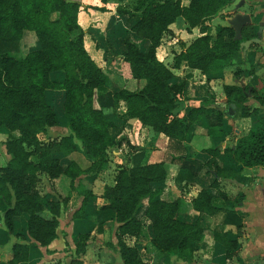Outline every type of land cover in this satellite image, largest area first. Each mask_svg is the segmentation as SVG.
Masks as SVG:
<instances>
[{"label":"trees","instance_id":"1","mask_svg":"<svg viewBox=\"0 0 264 264\" xmlns=\"http://www.w3.org/2000/svg\"><path fill=\"white\" fill-rule=\"evenodd\" d=\"M230 2L189 0L187 5H181L179 0H132L130 6L127 2L117 5L116 12L135 19L120 39L122 48L116 51L110 47V52L112 57L120 56L128 64L131 77L141 83L133 89H112L106 69L88 52L84 31L77 22L78 2L0 0V132L6 133L2 144L9 156L0 164L1 219L6 232L17 235L12 233V217L25 214V231L30 238L29 242L14 241L11 257L0 264H23L31 245H46L56 235L60 202L39 194L36 185L42 177L48 181L60 175L70 178V189L82 195L71 216L82 217L92 192L79 183L74 185L73 179L103 170L108 151L121 142V138L110 135L108 128L113 122L103 108L122 101L124 110L120 117L123 120L134 117L173 140L185 139L200 117L209 127L220 125L221 110L212 98H201L197 106L184 105L181 94L186 88V77L175 76L170 67L158 60L155 47L162 33L168 30V24L180 15L188 27L198 26L202 34L187 44L179 42L180 50L174 53L172 66L184 61L188 67L204 73L230 66L232 54L239 51V41L254 33H242L239 39H233L229 25H218L212 36L206 21ZM94 8L104 10L103 6ZM26 30L33 31L37 45L18 54L20 39ZM136 39L143 40L144 46ZM243 72L244 69L236 66L232 69L234 76ZM222 90L226 101L239 103L240 114L251 119L249 129L235 137L233 146L223 150L242 166H264V117L243 103L246 86L223 84ZM255 96L264 105V97ZM181 109L183 114L177 116ZM61 118L69 133L47 140L38 137ZM73 151L81 153L84 167L69 157ZM205 151L209 157L186 156L181 168L188 179L200 168L211 172L215 177L209 185L216 188V176L223 172L214 158L218 149L209 147ZM165 177L161 161L118 163L113 183L103 186L100 196L106 203L100 208L109 210L117 222L115 243L108 246L117 250L122 264H155L138 255L143 246L137 239L141 230L147 241L169 259V264H182L178 260L193 261L195 245L205 229L176 217L179 197L171 201L155 197L160 191L158 183ZM217 196L224 198L219 191ZM144 197H148L147 202L136 216ZM214 199L202 188L191 199V205L197 211L212 214L222 207ZM64 200L65 197L60 198L61 202ZM210 234L223 246L225 258H229L235 239L227 232L211 231ZM123 236H132L134 240L127 244ZM87 237V232L77 234L73 264H81L78 257L84 251Z\"/></svg>","mask_w":264,"mask_h":264},{"label":"crops","instance_id":"2","mask_svg":"<svg viewBox=\"0 0 264 264\" xmlns=\"http://www.w3.org/2000/svg\"><path fill=\"white\" fill-rule=\"evenodd\" d=\"M72 1L79 4L77 22L84 31L83 39L88 44V52L99 66L106 69L108 85L112 89H133L139 86L141 81L131 77L128 64L121 60L120 56L112 57L110 52V47L116 51L122 48L120 39L125 36L135 19L126 18L115 10L117 5H123L126 0H107L104 3L100 0ZM188 2L189 0H179L181 5H187ZM236 2L237 0H231L206 21L212 36L218 25H229L227 19L234 12L250 15V22L241 27L240 35L254 32L255 36L258 23L262 22L258 41L250 43L245 50L239 48L238 52L232 54L230 66L212 73L190 68L184 61L172 66L173 55L180 50L179 42L187 44L202 34L198 26L188 27L180 15L168 24V30L162 33L160 42L155 47L158 60L170 67L175 76L186 77V88L181 94L185 98L184 105L197 106L201 98H212L221 110L220 125L209 127L205 119L200 117L185 139L173 140L168 139L162 132L153 130L149 125L140 123L134 117L123 120L120 117L124 110L122 101L103 108V112H106L113 122L108 128L110 135L114 139L121 138V142L108 151V162L103 170L96 174H81L73 179L74 185L79 183L92 192L80 218L71 216L79 206L82 195L70 189V178L60 175L50 181L43 177L38 181L36 187L40 195L47 200L60 202L56 235L46 245H31L28 249V259L23 264H73L76 258L74 241L79 232L88 233L84 251L78 257L81 264H122L117 250L108 246L115 243L117 222L109 210L100 208L106 203L100 194L105 184L113 183L116 164L158 161L162 162L166 177L158 183L160 191L155 197L165 201L179 197L176 217L205 229L202 238L195 245L193 261L184 263L178 260L179 263L264 264V166H242L229 152L223 150L226 146H233L235 137L246 132L251 125L250 116L240 114L239 103L231 108L230 114L224 113L232 101H226L223 84L246 86V99L243 103L249 109H257L264 117V105H260L255 96L258 94L264 97V0H244L234 9ZM95 6H103L104 10H98ZM36 45L35 38L32 48ZM235 66L244 69V72L234 76L232 69ZM186 74L188 75L185 76ZM57 93L61 95L60 91ZM183 112L184 109L179 110L177 116H181ZM67 133L69 131L61 118L57 124L40 132L38 137L47 140ZM0 135L4 136L0 138L3 147L2 141L6 133L0 132ZM209 147L218 149L214 158L223 171L221 176H216V188L209 185L215 177L211 172L200 168L193 178L188 179L186 172L181 168L186 156H196L199 159L209 157L205 151ZM3 154L5 157L0 164L9 157L4 151ZM69 157L78 161L81 167L86 165L79 151L71 152ZM202 188L207 189L215 197L214 202L222 206L212 214L192 208L191 199ZM218 191L224 194L223 199L217 196ZM62 197H65L63 202L60 201ZM147 199L148 197H144L140 201L136 216L142 212ZM1 214L0 209V263L11 257V244L14 241H30L25 231V214L12 217V233L17 235H9L6 232ZM211 231L227 232L235 239L236 244L229 258H225L223 246L213 240ZM123 239L127 244L134 240L132 236H123ZM137 239L143 243L138 251L140 257L155 264H169V259L147 241L143 230L139 232Z\"/></svg>","mask_w":264,"mask_h":264},{"label":"water","instance_id":"3","mask_svg":"<svg viewBox=\"0 0 264 264\" xmlns=\"http://www.w3.org/2000/svg\"><path fill=\"white\" fill-rule=\"evenodd\" d=\"M66 1H72V0H66ZM244 0H237V2L234 5V9H237ZM227 22L229 24V26L233 29V39H239L240 38V31H241V27L244 24H247L250 22V15L248 13H239V12H234L228 19ZM261 25L262 22L259 21L257 29L255 31V36L247 38V39H242L239 41V48L242 50H245L246 47L250 44V43H255L258 41V36L260 34V30H261ZM234 106H238V103H233L230 102L228 107L224 110V113L226 114H230L231 113V108Z\"/></svg>","mask_w":264,"mask_h":264},{"label":"rangeland","instance_id":"4","mask_svg":"<svg viewBox=\"0 0 264 264\" xmlns=\"http://www.w3.org/2000/svg\"><path fill=\"white\" fill-rule=\"evenodd\" d=\"M131 1L132 0H126L128 6L131 5ZM34 39H35V35H34L33 31H30V30L24 31V35L22 36V39H21V42H20V47H19V50H18V54H24L26 50L31 49L33 47L32 44L34 43ZM136 42L141 47L144 46V41L143 40L136 39ZM102 68L105 69L104 67H102ZM1 137H4V136L0 135V138ZM3 149L4 148L2 147L1 142H0V163L3 162L4 157H5V154H3V151H4Z\"/></svg>","mask_w":264,"mask_h":264}]
</instances>
